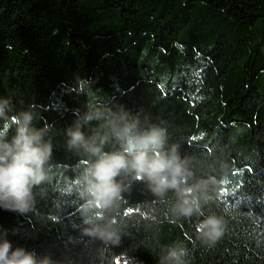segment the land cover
Instances as JSON below:
<instances>
[{
    "label": "trees",
    "instance_id": "1",
    "mask_svg": "<svg viewBox=\"0 0 264 264\" xmlns=\"http://www.w3.org/2000/svg\"><path fill=\"white\" fill-rule=\"evenodd\" d=\"M0 96L13 111L31 105L51 143V179L33 186L30 210L0 209L14 247L60 264H159L161 247L180 242L188 264H264V0H0ZM89 101L167 128L191 182L209 181L202 210L223 221L214 245L197 236L201 217L170 223L172 194L161 202L140 179L115 214L118 245L83 233L78 191L61 189L86 164L65 130Z\"/></svg>",
    "mask_w": 264,
    "mask_h": 264
},
{
    "label": "clouds",
    "instance_id": "2",
    "mask_svg": "<svg viewBox=\"0 0 264 264\" xmlns=\"http://www.w3.org/2000/svg\"><path fill=\"white\" fill-rule=\"evenodd\" d=\"M91 84L90 78L77 77L76 90L90 93ZM74 115L73 124L65 130V144L68 150L82 153L86 164L74 183L66 182L61 191L77 189L84 234L105 247L118 245L123 226L117 224L115 214L125 202L122 194L130 190L133 180L140 179L161 202L166 194H172L170 215L166 216L170 223L193 215L201 217L196 224L198 238L208 246L215 244L223 233V221L202 210V204L211 198L205 192L209 181L191 182L188 158L181 157L179 144L170 140L166 127L151 123L147 116L131 114L123 106L108 108L93 101ZM35 119L31 105L13 111L9 98L0 96V209L21 215L31 208L33 186L51 179V143L45 139L48 129L35 127ZM91 121L99 125L91 136H85L81 129ZM8 128L14 130L10 137ZM110 140L117 147L105 151ZM7 234L0 228V264H60L48 256L37 258L33 250L23 246L14 247ZM160 252L159 264H188L187 248L180 242L165 245Z\"/></svg>",
    "mask_w": 264,
    "mask_h": 264
},
{
    "label": "rangeland",
    "instance_id": "3",
    "mask_svg": "<svg viewBox=\"0 0 264 264\" xmlns=\"http://www.w3.org/2000/svg\"><path fill=\"white\" fill-rule=\"evenodd\" d=\"M128 261V264H142L141 262L133 259V258H123L117 261V264H126Z\"/></svg>",
    "mask_w": 264,
    "mask_h": 264
}]
</instances>
